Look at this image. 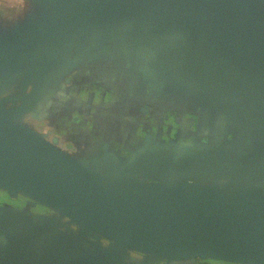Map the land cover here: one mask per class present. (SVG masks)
I'll return each instance as SVG.
<instances>
[{
    "label": "water",
    "instance_id": "95a60500",
    "mask_svg": "<svg viewBox=\"0 0 264 264\" xmlns=\"http://www.w3.org/2000/svg\"><path fill=\"white\" fill-rule=\"evenodd\" d=\"M146 55L165 93L216 114V140L232 135L234 159L150 167L144 156L102 172L36 128L33 112L71 71L115 61L142 77ZM0 79L18 92L0 99V191L96 240L89 253L3 209L0 264H135L131 253L141 264H264V0H30L14 20L0 15ZM102 239L115 249L100 255Z\"/></svg>",
    "mask_w": 264,
    "mask_h": 264
},
{
    "label": "flooded vegetation",
    "instance_id": "af4514ba",
    "mask_svg": "<svg viewBox=\"0 0 264 264\" xmlns=\"http://www.w3.org/2000/svg\"><path fill=\"white\" fill-rule=\"evenodd\" d=\"M152 60L151 55H146L142 77L139 69L128 70L115 61L71 71L64 78L62 93L52 96L47 107L33 112L39 116L36 128L66 153L96 162L102 172L108 160L116 163L138 157L142 161L144 156L150 167L173 156L234 159L236 147L224 142L225 138L231 140L232 135L216 140V114L203 115L201 107L165 93ZM5 85V79H0V99L18 93L14 89L3 91ZM147 175L146 182L160 181L150 170H143L140 178ZM3 209L26 210L32 219L42 220L56 237L82 244L89 253L94 249L96 240L82 237L77 225L53 209L23 196L0 202V210ZM101 246L100 255L116 247L105 239ZM131 258L135 264L145 261L137 253H131ZM211 262L198 260L199 264Z\"/></svg>",
    "mask_w": 264,
    "mask_h": 264
},
{
    "label": "rangeland",
    "instance_id": "374dc122",
    "mask_svg": "<svg viewBox=\"0 0 264 264\" xmlns=\"http://www.w3.org/2000/svg\"><path fill=\"white\" fill-rule=\"evenodd\" d=\"M22 11L18 9L17 6H15L14 4H10L7 2L0 4V15L4 17L3 13H6L8 16H15L17 17L19 13H21ZM0 202H4L5 200H11L12 197L9 196L7 193L0 191ZM15 198H13L14 200ZM212 264H219L216 261H212ZM209 263V264H211Z\"/></svg>",
    "mask_w": 264,
    "mask_h": 264
},
{
    "label": "clouds",
    "instance_id": "9594fccd",
    "mask_svg": "<svg viewBox=\"0 0 264 264\" xmlns=\"http://www.w3.org/2000/svg\"><path fill=\"white\" fill-rule=\"evenodd\" d=\"M6 0H0V4L5 3ZM8 3L14 4L18 7L19 10L23 11L29 7L28 3H25V0H7ZM5 19H15V16H8L6 13H3Z\"/></svg>",
    "mask_w": 264,
    "mask_h": 264
},
{
    "label": "snow or ice",
    "instance_id": "6c2138e0",
    "mask_svg": "<svg viewBox=\"0 0 264 264\" xmlns=\"http://www.w3.org/2000/svg\"><path fill=\"white\" fill-rule=\"evenodd\" d=\"M25 3H28L29 4L30 3V0H25Z\"/></svg>",
    "mask_w": 264,
    "mask_h": 264
},
{
    "label": "trees",
    "instance_id": "16d2710c",
    "mask_svg": "<svg viewBox=\"0 0 264 264\" xmlns=\"http://www.w3.org/2000/svg\"><path fill=\"white\" fill-rule=\"evenodd\" d=\"M219 263V262H218Z\"/></svg>",
    "mask_w": 264,
    "mask_h": 264
}]
</instances>
